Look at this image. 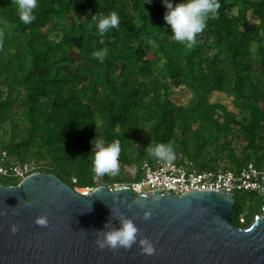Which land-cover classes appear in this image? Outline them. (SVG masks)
I'll return each mask as SVG.
<instances>
[{
    "label": "trees",
    "instance_id": "1",
    "mask_svg": "<svg viewBox=\"0 0 264 264\" xmlns=\"http://www.w3.org/2000/svg\"><path fill=\"white\" fill-rule=\"evenodd\" d=\"M219 3L189 47L173 38L162 0H39L29 25L0 0V168L33 164L73 189L113 187L141 178L149 147L171 144L173 160L197 171L264 170V0ZM112 11L120 27L101 37L92 18ZM100 138L119 142L116 176L94 175ZM233 198L231 224L246 228L264 199Z\"/></svg>",
    "mask_w": 264,
    "mask_h": 264
},
{
    "label": "water",
    "instance_id": "2",
    "mask_svg": "<svg viewBox=\"0 0 264 264\" xmlns=\"http://www.w3.org/2000/svg\"><path fill=\"white\" fill-rule=\"evenodd\" d=\"M234 204L223 192L135 195L126 185L95 187L85 196L56 175L31 173L16 185L0 183V264H264V206L248 227L236 228ZM116 215L134 222L137 243L100 249L97 231L107 222L105 231L119 228ZM41 216L46 227L35 223ZM141 238L152 243L153 255L142 252Z\"/></svg>",
    "mask_w": 264,
    "mask_h": 264
},
{
    "label": "clouds",
    "instance_id": "3",
    "mask_svg": "<svg viewBox=\"0 0 264 264\" xmlns=\"http://www.w3.org/2000/svg\"><path fill=\"white\" fill-rule=\"evenodd\" d=\"M151 2V0H146ZM17 9L19 20L29 25L36 19L35 10L39 6V0H14ZM166 9L164 20L172 32L173 38L180 44H186L189 47L195 46L197 43L196 37L203 33L207 27L209 19L218 18V10L220 8L219 0H181L180 3L173 4L170 0H162ZM93 25L96 27L98 34L103 37L106 33L113 29L118 30L120 27V17L118 12L112 11L107 16H93ZM0 24L6 22L0 21ZM3 31H0V36ZM94 57L103 62L108 56V50L102 49L94 52ZM93 154V172L96 177L105 175L116 176L120 171V145L119 142L107 143L103 138L96 140L95 145L92 144ZM148 154L161 161H171L174 158V149L171 144H157L155 147L148 148ZM123 202V201H121ZM137 205L140 204V199L134 201ZM91 211V208L90 210ZM111 209V216H113ZM119 220V228H109L107 222L104 229L97 231L99 236L96 240L97 246L100 249L108 247L116 250L119 248L130 249L137 243L139 230L131 219L116 215ZM144 219H150V213H144ZM36 225L46 227L48 220L46 217H38L35 220ZM11 231L15 234L18 229L15 225ZM102 237V238H101ZM142 252L146 255H153L155 249L152 243L147 238H141L138 241Z\"/></svg>",
    "mask_w": 264,
    "mask_h": 264
},
{
    "label": "built area",
    "instance_id": "4",
    "mask_svg": "<svg viewBox=\"0 0 264 264\" xmlns=\"http://www.w3.org/2000/svg\"><path fill=\"white\" fill-rule=\"evenodd\" d=\"M39 172L33 164L14 165L7 171L0 168V175L12 176L20 180L25 176ZM141 178L126 184L135 195L162 191L163 194L181 195L193 191H217L233 195L235 192L254 193L264 199V170L248 165L244 170L234 173L229 170L197 171L190 163H177L154 159L144 161L140 167ZM74 183L75 180H72ZM96 187L103 186L95 179ZM113 187H108L112 190ZM87 196L93 188H74ZM148 189V192L145 191ZM240 223L243 218L240 217Z\"/></svg>",
    "mask_w": 264,
    "mask_h": 264
},
{
    "label": "rangeland",
    "instance_id": "5",
    "mask_svg": "<svg viewBox=\"0 0 264 264\" xmlns=\"http://www.w3.org/2000/svg\"><path fill=\"white\" fill-rule=\"evenodd\" d=\"M179 90V88L178 89H176V91H178ZM180 96H181V98L180 99H185L186 97L184 96V94H180ZM213 172H215V171H213ZM145 191H147L148 192V189H145ZM236 193H238V192H236ZM235 194V193H234Z\"/></svg>",
    "mask_w": 264,
    "mask_h": 264
}]
</instances>
